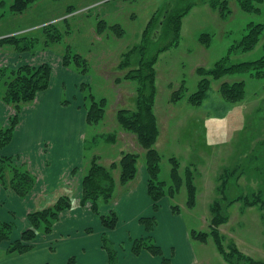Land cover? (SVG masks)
<instances>
[{
	"label": "rangeland",
	"instance_id": "obj_1",
	"mask_svg": "<svg viewBox=\"0 0 264 264\" xmlns=\"http://www.w3.org/2000/svg\"><path fill=\"white\" fill-rule=\"evenodd\" d=\"M190 2L194 6L183 20L178 44L163 52L156 65L155 114L159 138L155 148L163 158L159 180L166 182L167 188L171 184L170 158L175 157L180 161L182 174L187 168H193L197 186L195 207L187 206L185 185L174 198L164 197L159 202L158 210L154 209L149 194L144 199L143 193H137L133 208H128L124 215L114 209L119 216L115 229H107L100 216L93 212L94 219L82 221L74 232L59 236L58 240L50 241L47 235L39 236L40 245L45 244L48 250L42 252V260L34 264H77L90 257H93V261L97 259L95 262L99 264L101 254L97 252V245L109 257L104 247V237L114 255L109 264H190L185 249L187 243L192 246V263L227 264L212 239L200 242L191 237V232L209 231L212 218L210 208L214 201L222 200V178L227 171L237 170L227 184V199L257 192L264 195V78H254L249 73L229 75L211 81V88L202 105L190 104L189 97L198 88V68H212L218 60L229 55L231 48L238 45L247 33L250 23L264 24V4L259 6V13H246L236 0H231V13L222 18L218 10L211 8L210 0H187V3ZM12 3L13 0H0V39L12 35L29 39L44 38L45 27H50L54 34L62 35L61 43L43 49V42L37 41L33 46L36 51L27 53L36 58L58 54L63 62V56L70 49L73 54L81 55L88 62L85 74L82 73V67L72 63L70 69L73 74L67 75L68 86L59 85L54 102L47 108L46 114H49L42 124L44 131L50 133L65 128L73 134L69 139L73 148L69 151L71 157L80 156L82 148L85 170H88L94 156L100 158L102 165L110 166L119 162L126 152L138 153L141 155L138 174L128 184H139L143 174L149 180L145 151L137 137L125 131L117 121L120 109H134L138 85L133 81L117 84L115 80L124 77L138 65L140 55L135 52L131 56V67L125 70L119 68L123 55L141 44L153 15L170 1L37 0L23 14L12 13ZM102 21L108 27L120 25L124 31L123 36H118L110 28L99 33L97 27ZM202 34L210 35V47L199 42ZM165 43L166 40H160L155 46L162 47ZM10 50L24 54L16 52L11 46H0V52L9 54ZM262 57L264 33L254 50L232 51L231 63L251 62ZM105 68L112 74L110 81L104 80V74H101ZM77 76L89 77V82L83 86ZM237 81L246 83L244 99L238 102L224 99L220 93L221 85ZM4 82L5 79L0 78V93L5 90ZM182 87L183 98L172 103V94ZM91 95L97 100L107 99L106 116L100 124L79 127L78 119L72 117L74 106L84 102V106L89 107ZM59 115L61 118L57 123ZM81 134L83 136L79 140L78 135ZM78 143L82 147H77ZM114 176L117 189L113 200L127 193V187H119L120 171H115ZM222 202L224 214L228 216L227 223L220 228L225 246L234 243L245 254L264 261V208H247L242 203L226 207V202ZM173 206H179L180 210L175 212ZM17 214L20 215L19 212ZM8 216L15 226L11 234V240H14L20 232L16 221L20 224L23 221L20 222V218H15L14 214L9 213ZM151 217H155L156 225L148 230L146 224L141 223V218ZM86 224L90 230L82 231ZM147 236H152L153 242L162 248V256H155L158 262L152 263L140 255L128 260L121 258L132 253L135 240ZM16 255L0 248V264H33L25 259L13 261Z\"/></svg>",
	"mask_w": 264,
	"mask_h": 264
},
{
	"label": "trees",
	"instance_id": "obj_2",
	"mask_svg": "<svg viewBox=\"0 0 264 264\" xmlns=\"http://www.w3.org/2000/svg\"><path fill=\"white\" fill-rule=\"evenodd\" d=\"M37 0H13L10 10L14 14H23ZM153 15L143 34L141 44L132 51L125 53L119 64L121 70L131 67V56L139 52L140 60L135 68L129 70L122 78L115 80L117 84L123 81H133L137 83V97L134 109H120L117 112L119 125L129 133L134 134L143 150L145 151V164L149 175L148 194L154 202V209L158 210L159 202L166 196L174 198L180 189L185 185L187 189V206L194 208L197 201V186L195 183V172L192 167L182 174L180 161L172 157L171 164V184L167 188L164 181L159 180L161 171L162 155L155 148L159 138L158 120L155 114V101L157 96V70L156 65L160 55L176 46L180 40L184 18L193 8V3L187 0H169ZM231 0H210L211 8L219 11L222 18L230 15L229 3ZM239 7L246 13H259L260 5L264 0H236ZM53 29H56L52 26ZM45 27L44 38L29 39L25 36L12 35L0 39V46H11L18 53L34 52L35 42L42 41L43 49H49L52 44L61 43V34H54L52 28ZM107 28L118 36H123V29L120 25L108 27L105 21L99 22L97 30L104 33ZM264 33V24L250 23L247 33L238 45L231 48L229 55L218 60L212 68L200 67L197 74L200 77L197 90L190 95L189 102L194 106L203 104L211 88L212 80H221L229 75L249 73L254 78H264V57L251 61L231 63V53L235 50L250 52L259 44ZM157 34L159 35L158 37ZM45 37H47L45 39ZM160 40H166L162 47L155 46ZM199 42L206 47H210L211 38L209 34H202ZM63 66L71 67L72 63L82 67V73L88 70V62L79 54H73L68 49L63 56ZM0 78H4L5 90L0 93V99L9 104L15 110V114L9 119V123L4 125L0 120V151L6 148L13 140L15 131L20 123V113L26 105L32 104L37 95L47 90L51 85L52 68L49 64L33 66L22 64L17 68H0ZM86 83H83L84 86ZM220 93L224 99L231 102H238L244 99L246 94L245 81L234 83L225 82L220 87ZM183 87L174 92L171 102L176 103L183 98ZM91 104L87 107V124H100L106 116L107 99L97 100L91 95ZM141 155L138 153L126 152L119 162H114L110 166L102 165L98 156H94L90 166L86 171L82 181V206L91 205V210L100 216L102 224L107 229H115L119 216L113 210L108 214L101 213L102 205H110L115 194L117 181L114 172L119 170V183L123 186L134 180L138 174V163ZM237 170H230L222 178V200L218 199L211 205V224L209 231L191 232V237L200 242H207L212 239L220 255L227 264H264L263 260H258L245 254L234 243L225 246L224 237L221 233V226L226 224L228 216L224 214V203L230 207L236 203H242L247 208L259 206L264 208V195L257 192L252 195H240L229 200L225 196V190L231 177ZM36 176L24 165L9 156L0 157V186L13 190L20 197L29 195L36 184ZM1 205V203H0ZM75 202L69 195H61L55 203L47 208L36 210L28 215L29 227L22 232L20 239L11 241V234L14 230L13 222L0 220V245L10 241L7 252L9 254H25L35 248L34 242L43 234H50L55 225L59 222L61 214L74 208ZM175 212L180 210L179 206H173ZM141 223L146 224L148 230H152L156 225L155 217L141 218ZM109 261H113V253L106 244ZM147 251L153 256H162V248L153 242L152 236L143 237L134 241L132 253L135 256ZM165 261V260H164Z\"/></svg>",
	"mask_w": 264,
	"mask_h": 264
},
{
	"label": "crops",
	"instance_id": "obj_3",
	"mask_svg": "<svg viewBox=\"0 0 264 264\" xmlns=\"http://www.w3.org/2000/svg\"><path fill=\"white\" fill-rule=\"evenodd\" d=\"M43 63L49 64L52 68L51 85L47 90L39 93L32 104L22 108L20 123L17 126L12 142L0 151V157L11 156L15 158L19 164L24 165L37 178L35 187L26 197H20L13 190L0 186V220L12 222L8 216L10 213L14 214L15 218L18 216L20 222L23 221L21 224L18 220L16 221L19 224L20 232L17 234L18 238L14 240L20 239L22 232L29 227L28 215L30 213L52 206L61 195L71 196L75 202V206L71 210H67L61 214L59 222L50 234L41 233L40 237L47 235L46 238L50 241L58 240L59 236L64 237L66 234L74 232L76 228L81 226L82 221L94 219L91 205L82 206L80 204L82 181L87 171L83 168L82 164V148H80L82 145L77 144V147L81 150L80 156L71 157V151L69 150H72L73 146H70L69 139L72 138L73 134L69 133L65 128H58L53 132L46 133L42 125L49 114H46L47 108H49L56 98L55 91L57 88L60 89L59 85L68 86L67 75L73 74V71L63 66L58 54L36 58V56L29 53L21 55L13 51L9 54L0 52V68L3 66L17 68L22 64L39 66ZM101 74H104V80L110 81L112 74L108 73L106 68L101 71ZM78 79L81 84L89 82V77L86 76L78 77ZM14 114L15 110L13 107L0 99V120L2 123L7 125L9 119ZM72 117L75 120L78 119L79 127L87 125V108L84 106V102H79L74 106ZM60 118L61 116L59 115L57 123L60 122ZM82 136V134L78 135V139L80 140ZM147 180L146 174H143V178H141L139 184L131 182L126 186L120 185L119 187L122 188L127 187V193H123L120 195L121 197L113 200L112 207L111 205L102 207V214H108L110 211L117 209L124 215L128 208H133L132 203L135 201L137 193H143L144 199H147ZM18 212L20 215L17 214ZM81 230H90V227L86 224ZM38 239L34 242L35 248L32 251L25 254H17L12 258L13 261L18 262L21 259H25L33 264L40 262L42 260L41 253L46 252L48 247L45 244L40 245ZM9 245L10 241L4 242L0 245V248L7 252ZM97 249V252L101 254L99 264H109V257L106 256L100 245H97ZM185 249L187 256L190 258V264H195L196 261L192 263L194 254L191 244L187 243ZM133 256L137 257L133 253H130L121 258L128 260L133 259ZM143 256L152 263L158 262L157 258L147 251L142 252L139 257L142 258ZM95 261H93V257H90L84 258V260H80L78 263L97 264Z\"/></svg>",
	"mask_w": 264,
	"mask_h": 264
}]
</instances>
